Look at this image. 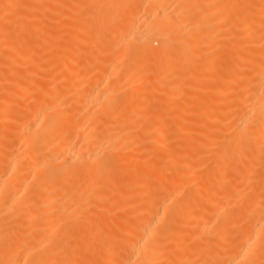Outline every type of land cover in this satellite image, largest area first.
<instances>
[{
	"label": "bare ground",
	"instance_id": "bare-ground-1",
	"mask_svg": "<svg viewBox=\"0 0 264 264\" xmlns=\"http://www.w3.org/2000/svg\"><path fill=\"white\" fill-rule=\"evenodd\" d=\"M0 264H264V0H0Z\"/></svg>",
	"mask_w": 264,
	"mask_h": 264
}]
</instances>
